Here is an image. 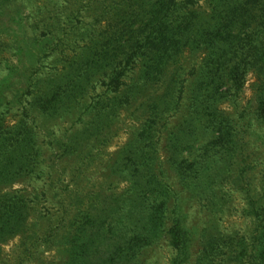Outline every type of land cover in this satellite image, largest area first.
<instances>
[{
	"label": "trees",
	"instance_id": "1",
	"mask_svg": "<svg viewBox=\"0 0 264 264\" xmlns=\"http://www.w3.org/2000/svg\"><path fill=\"white\" fill-rule=\"evenodd\" d=\"M195 1L71 0V9L67 4L61 8L54 4L47 24L49 33L44 41H32L42 47L39 48L44 54L36 55L32 74L23 80L28 87L23 98L28 95L33 99L31 111L57 114L79 109L78 120L82 123L90 115L109 118L87 126L88 139L110 133L111 125L107 123L112 121L113 111L116 114L136 104L144 117L141 131L129 140L121 161L115 162L112 169L134 185L139 204L141 199L144 205L147 203L148 194L159 196L160 206L157 209L155 205L150 207L144 216V225L159 224L155 233H147L137 226L133 229L127 224L120 226L119 219L113 222L116 231H110L104 238L103 247H107L109 258L118 259L119 264H140L141 252L153 244L148 241L158 236H164L175 251L174 264H186L190 258L192 239L178 205L170 212V225L164 229V212L172 196L167 194L160 180L163 172L157 169L162 147L167 149L168 162L177 170L186 188L197 187L192 198L203 208L215 207L223 200L215 193L214 185H220L222 181L216 174H222L225 169L237 170L228 185L247 203L243 214L253 220L254 229L249 237L236 236L225 243L227 235L221 236L218 231V237L211 235L207 243H202V252L210 261L221 259L224 254L227 257L223 256V260H237L238 264H264V195H255L246 178L257 164L249 162L246 146L235 132L239 121H245V113L239 116V121H233L225 116L218 104L220 100L239 98L247 78L253 74L260 83L257 92L264 116V0H209L210 9L203 14L194 11ZM61 11L63 15L68 11V19L75 22L69 31L60 32L54 24ZM85 20L91 21L86 25L89 29L80 31L78 28ZM86 38L90 40L87 42ZM71 40L85 47L81 54L64 56V61L70 65L62 83L49 82L39 76L40 68ZM188 53L200 54L203 59L195 83L187 93L186 78L181 72L182 61ZM138 67H141L138 69L140 74L131 79L134 82L125 83L128 74H133ZM97 75L104 79L101 81L104 93L93 97L89 105L81 104L80 100L87 97ZM186 94L187 113L163 140L162 128L179 112ZM24 104L25 101L20 106L26 112L28 107ZM192 123L203 125L197 127ZM203 140L206 141L203 149L193 161L182 159ZM12 142L15 145L9 148L26 146L27 152L17 160L19 169L23 164L29 165L28 146L33 149L35 144L33 132L31 135L25 126H21ZM235 143L238 146L241 143L239 148L234 147ZM140 167L146 172L143 173ZM224 199L226 204L231 201H228L230 195ZM113 213L114 208L98 223L112 217ZM14 216L20 219L18 212H14ZM18 222L15 229L26 228L25 221ZM88 237L91 242L82 250L102 247L97 245L99 234Z\"/></svg>",
	"mask_w": 264,
	"mask_h": 264
},
{
	"label": "rangeland",
	"instance_id": "2",
	"mask_svg": "<svg viewBox=\"0 0 264 264\" xmlns=\"http://www.w3.org/2000/svg\"><path fill=\"white\" fill-rule=\"evenodd\" d=\"M195 3L193 9L200 14L210 9L209 0H197ZM54 4L60 8L67 4L71 9V0H0V264H119L118 259L109 258L107 247H103L104 238L109 236L110 231H116L113 222L119 219L120 226L127 224L132 229L137 226L147 233H155L159 224L152 222L144 225V216L150 207L155 205L157 209L160 206L159 196L148 194L150 198L147 203L144 205L141 199L139 204L134 185L112 169L115 162L121 161L122 151L129 140L141 131L144 117L138 112L136 104L116 114L113 111L112 121L107 123L111 125L110 133L88 139L87 126L109 118L90 115L82 123L78 120L79 109L57 114L31 111L33 99L28 95L23 98L28 91L23 80L32 74L36 55L44 54L42 47L34 43L44 41L49 33L47 24ZM68 15V11L64 15L61 11L59 20L54 21L60 32L69 31L74 26L75 22L72 18L68 19ZM88 23L91 21L85 20V24H80L78 29H89ZM89 40L86 38L87 42ZM74 42L71 40L60 47L45 67L40 68L38 75L49 82L62 83L70 65L64 61V56L81 54L85 47L82 43ZM202 59L200 54L188 53L182 61L181 73L186 78L187 93L195 83ZM139 68L133 74H128L125 83L134 82L131 79L140 74ZM102 80L103 77L97 75L87 97L80 100L81 104L89 105L93 97L104 93ZM259 84L251 74L239 98L220 100L218 104L225 116L233 121H239V116L245 113V121H239L235 132L246 146L245 155L249 162L255 161L257 164V168L246 178L253 187V193L261 197L264 195V116L257 92ZM23 101L28 107L26 112L20 106ZM188 105L186 94L179 112L162 128L163 140L179 125V119L187 113ZM192 124L197 127L201 125ZM21 126H25L31 135L33 132L35 144L32 145L33 149L28 146L29 165L23 164L19 169L17 160L27 152L24 149L26 146H9L15 145L12 139ZM205 142L197 143L191 154L185 153L182 159L193 161ZM239 146L234 144L235 148ZM163 148L157 169L163 172L160 180L167 194L172 196L164 212L163 224L164 229L169 227L170 212L178 205L184 213V225L192 239L190 258L186 264H238L237 260H223L227 257L224 254L221 259L210 261L209 256L205 257L202 252V243H207L211 235L218 237V231L221 236L227 235L225 243L236 236L249 237L254 229L253 220L243 214L247 203L241 194L235 193L229 186V180L236 176L237 170L225 169L222 174H216V178L222 181L220 185H214L215 193L223 200L215 207L203 208L192 198L197 187L191 190L186 188L177 170L168 162L167 149L164 148V152ZM140 169L146 172L145 168ZM201 175L204 176L203 173ZM228 195V201H231L226 204L224 198ZM112 208L115 210L112 217L98 223ZM14 212L19 213L20 219L14 216ZM18 220L20 223L25 221V229H15L19 225ZM98 234L97 245L102 247L99 250H82L91 242L88 236ZM160 237L148 241L153 244L141 252L140 264H174L175 251L164 236ZM218 243L223 244L222 241Z\"/></svg>",
	"mask_w": 264,
	"mask_h": 264
}]
</instances>
